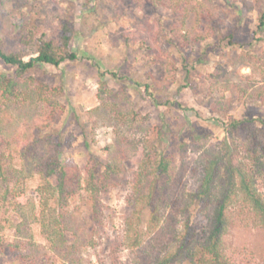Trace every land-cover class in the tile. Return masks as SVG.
I'll return each mask as SVG.
<instances>
[{
  "label": "rangeland",
  "instance_id": "1",
  "mask_svg": "<svg viewBox=\"0 0 264 264\" xmlns=\"http://www.w3.org/2000/svg\"><path fill=\"white\" fill-rule=\"evenodd\" d=\"M2 1L5 27L0 42L10 51L24 53L26 60L37 54L30 33L45 32L57 40L61 20L73 26L78 59L59 67L40 66L32 73L50 87L63 89L59 96L63 111L46 133L62 145L60 163L80 169L82 178L94 157L102 163L101 172L107 165L113 168L96 205L80 191L60 209L86 236L68 264H140L145 248L129 247L126 219L132 211L134 177L147 137L172 161L171 177L159 182L167 200L161 202V224L169 217L178 221L180 232L188 223L200 237L206 235L209 221L203 205L191 200L200 186L203 166L225 148L226 126L232 120L264 130L262 100L250 96L264 87V32L261 41L255 40L264 0H212L205 5L204 9L210 8L204 10L206 18L198 12L188 18L182 33L190 37L189 43H181V37L175 43L171 40L176 25L171 9L146 1L141 6L132 0ZM208 27L215 29L214 35L203 42L195 40ZM230 33L232 43L227 40ZM251 49L256 61L245 57L243 50ZM171 64L174 80L169 76ZM0 68L14 71L2 61ZM146 84L155 86L162 104L148 97ZM166 101L185 108L163 104ZM44 110L41 103L32 109H14L15 122L8 127L16 129ZM241 155H246L245 150ZM39 184L37 176L28 181L23 203L40 199ZM256 186L264 197V170L257 173ZM29 206L0 203V264H27L22 255L35 259L34 264H50L57 258L58 249L51 248L37 225H31L33 250L15 235L11 223L29 220ZM228 216L224 237L228 255L235 264H264V227L256 214L238 203ZM154 237V232L149 234L148 249L156 255L160 246ZM165 240L173 243L169 236ZM75 241L68 238V244ZM10 243H17L18 250ZM165 255L164 251L161 257Z\"/></svg>",
  "mask_w": 264,
  "mask_h": 264
},
{
  "label": "trees",
  "instance_id": "2",
  "mask_svg": "<svg viewBox=\"0 0 264 264\" xmlns=\"http://www.w3.org/2000/svg\"><path fill=\"white\" fill-rule=\"evenodd\" d=\"M132 1L139 6L146 1L154 7L171 9L176 17L171 39L174 43L177 37L178 40L179 37L182 38L181 43L190 42V37L182 33L188 18L196 12L198 16L206 18L205 11L208 12L210 8L204 9L205 5L210 6L212 2V0ZM2 2L0 0V30L5 27ZM210 16H214L212 11ZM60 29L57 40L50 38L45 32L41 35L30 33V42L36 43L37 54L28 60L25 59L24 53L10 51L0 42V61L14 68L12 73L0 68V203L11 204L15 208L24 204L30 205V219L11 223V226L16 236L25 239L24 244L30 250L35 246L31 225L40 227L41 235L51 248L58 249L57 258L50 261V264L73 262L74 249L86 239L84 229L77 231L75 224L69 221L60 209L80 191L89 203L96 205L106 192L113 169L111 165H107L106 171L101 172L102 163L94 157L90 159L82 178L80 169L65 167L60 163L62 145L46 133L53 128L63 111V105L59 101L63 89L58 86L50 87L39 81L32 73L40 66L59 67L78 59V54L73 49L75 34L73 26L61 20ZM214 32V28L208 27L206 31L197 35L195 40L203 42L212 37ZM262 32L264 10L259 15L256 41L262 40L260 36ZM233 38L234 34L230 33L227 40L232 43ZM243 52L246 54L245 57L257 60L253 49ZM171 66L169 76L170 80H174L176 73L174 65ZM96 67L99 68L98 65ZM100 75L102 78L105 77L104 72ZM154 87L146 84V94L156 104H162L157 100ZM250 96L261 98L264 106V87L255 90ZM38 103L43 105L44 113L26 120L16 129L8 127L15 122L14 109H32L34 104ZM163 104L185 108L176 101H166ZM244 122L234 119L225 125L227 134L225 148L213 155L203 166L200 186L191 194L192 202L202 203L209 221L208 232L202 237L188 223L184 232L178 231L176 219L167 217L166 224H161V202L166 198L163 189L159 187V182L171 177L172 161L162 153L152 138L147 137L144 140L145 153L133 182L132 211L126 219L129 247L133 250L141 247L146 249L145 255L140 258V264H235L224 248V237L229 227V211L238 203L249 207L264 227V197L256 186V175L264 170V130L242 126ZM241 148L245 150L246 155H241L244 152ZM34 176L40 179V199L32 203H23L28 181ZM152 232L156 234L154 239L159 241L160 246L156 255L148 249L152 245L151 239H148ZM166 236L173 239L171 245L166 243ZM68 238H74L76 241L68 244ZM9 246L14 251L18 250L17 243H10ZM164 251L166 255L162 258L161 254ZM22 258L26 259L27 264L35 263V259L23 255Z\"/></svg>",
  "mask_w": 264,
  "mask_h": 264
}]
</instances>
